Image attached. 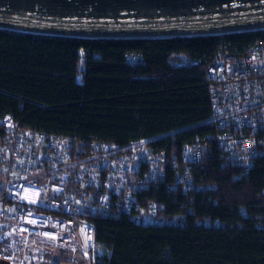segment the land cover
<instances>
[{"label":"trees","instance_id":"obj_1","mask_svg":"<svg viewBox=\"0 0 264 264\" xmlns=\"http://www.w3.org/2000/svg\"><path fill=\"white\" fill-rule=\"evenodd\" d=\"M259 35L86 40L0 30V117L119 147L163 137L158 146L177 155L204 141L193 171L200 189L158 186L141 195L164 207L162 225L96 221L98 240L112 250L105 264H264V158L243 175L206 140L214 133L206 64L220 41L241 47ZM133 55L138 62L127 60Z\"/></svg>","mask_w":264,"mask_h":264},{"label":"built area","instance_id":"obj_2","mask_svg":"<svg viewBox=\"0 0 264 264\" xmlns=\"http://www.w3.org/2000/svg\"><path fill=\"white\" fill-rule=\"evenodd\" d=\"M256 32L241 47L220 41L205 66L207 124L214 129L206 140L243 175L264 158V29L244 33ZM162 138L119 147L26 130L11 115L0 117V262L105 264L112 250L98 240L97 220L126 216L135 225H162L164 207L141 195L158 186L200 189L193 171L204 151L196 139L177 155L158 146Z\"/></svg>","mask_w":264,"mask_h":264},{"label":"water","instance_id":"obj_3","mask_svg":"<svg viewBox=\"0 0 264 264\" xmlns=\"http://www.w3.org/2000/svg\"><path fill=\"white\" fill-rule=\"evenodd\" d=\"M262 27L264 0H0V30L40 36L157 39Z\"/></svg>","mask_w":264,"mask_h":264},{"label":"rangeland","instance_id":"obj_4","mask_svg":"<svg viewBox=\"0 0 264 264\" xmlns=\"http://www.w3.org/2000/svg\"><path fill=\"white\" fill-rule=\"evenodd\" d=\"M244 32H246V31H244ZM244 32H239V33H244ZM232 34V33H231ZM233 34H237V33H233ZM219 36H222V35H219ZM219 36H217V37H219Z\"/></svg>","mask_w":264,"mask_h":264},{"label":"bare ground","instance_id":"obj_5","mask_svg":"<svg viewBox=\"0 0 264 264\" xmlns=\"http://www.w3.org/2000/svg\"><path fill=\"white\" fill-rule=\"evenodd\" d=\"M259 29H264V27H262V28H259ZM253 30H257V29H253ZM253 30H250V31H253ZM249 31V30H248ZM219 36V35H218Z\"/></svg>","mask_w":264,"mask_h":264}]
</instances>
